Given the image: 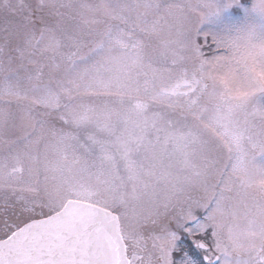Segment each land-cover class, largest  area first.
Segmentation results:
<instances>
[{"label":"snow or ice","instance_id":"obj_1","mask_svg":"<svg viewBox=\"0 0 264 264\" xmlns=\"http://www.w3.org/2000/svg\"><path fill=\"white\" fill-rule=\"evenodd\" d=\"M0 6L22 33L0 37V113L15 101L27 129L0 140V264H264V0L101 4L116 23L54 86L34 59L58 47L44 0ZM165 28L157 68L144 37ZM132 93L160 109L108 102Z\"/></svg>","mask_w":264,"mask_h":264},{"label":"rangeland","instance_id":"obj_2","mask_svg":"<svg viewBox=\"0 0 264 264\" xmlns=\"http://www.w3.org/2000/svg\"><path fill=\"white\" fill-rule=\"evenodd\" d=\"M38 0H22L24 4L35 5ZM117 0H44L43 13L45 16L50 17L53 20L52 35L55 40L58 41V47L53 50H44V44L41 45L42 54H38L34 59L43 61L46 63V67L43 69L44 80H51L53 86L55 80L64 76L65 59L68 55L75 53L76 58L85 57V60L80 61L81 66L91 63L93 57L90 54V49L93 47L94 42L99 38V33L102 32L108 24L116 23L107 15L102 14L98 6L101 4L116 3ZM145 0H119V3L128 5L129 14L134 18L137 13L144 12L143 7H136V5H142ZM15 4V0H12ZM8 10L6 6H0V10ZM5 14V13H4ZM10 14V11H9ZM11 15V14H10ZM12 17V16H11ZM14 19V18H13ZM7 18L2 17L0 19V37L3 36V29L7 27L9 32L14 36V43L22 38V33L17 32L16 25L14 23L7 22ZM214 21L209 22L206 27H213ZM170 34L167 28L158 34H149L144 37L146 47L144 49V60L146 64H151L154 67H162L164 65V41L170 39ZM2 42V41H0ZM55 58L53 61L52 58ZM19 64V61H15L11 64L5 59L3 64L4 73L7 74L10 70H15ZM58 64L57 68L55 65ZM3 83H0V88H3ZM119 95H114L109 99V103L118 111L123 112L122 106L116 102H111L114 98H119ZM130 97L141 100H150L147 95L137 96L135 93L131 95H125L123 98ZM121 98V97H120ZM63 97H61V103H65ZM79 97H77L73 103H80ZM152 102V101H151ZM13 105L5 113H0V140L13 141L23 135L27 130L25 128V121L23 119L22 111ZM23 104H28V101H23ZM7 108V106L5 105ZM123 110V111H122ZM37 112L47 111V109H37ZM55 112L52 113L54 117ZM3 117H6L7 123L3 126H9L3 130L1 121ZM45 119H50L44 117ZM51 135L49 132H45L44 139L38 145H34L31 149L32 155L39 157L43 160L47 154L51 157V151L47 148L48 143L51 141ZM25 169L32 165L33 161L25 159ZM11 163V161L9 162ZM165 194V189L161 187L160 195Z\"/></svg>","mask_w":264,"mask_h":264},{"label":"trees","instance_id":"obj_3","mask_svg":"<svg viewBox=\"0 0 264 264\" xmlns=\"http://www.w3.org/2000/svg\"><path fill=\"white\" fill-rule=\"evenodd\" d=\"M7 7V6H6ZM5 13V14H4ZM11 14V13H10ZM9 14V11H6L5 10V12H4V10L2 9V10H0V19L2 18V17H5L6 16V18H7V22H9V24L10 23H13L12 21H13V17H11L12 15H10ZM134 100H136L135 98H130V97H126V98H114V99H112L111 100V102H116V103H118V105H120V106H122L123 107V109H124V111H126L129 107H130V105H131V103L134 101ZM143 101H145V102H147V103H149V104H151V108L149 109V114L152 112V111H156V110H159L160 109V105L159 104H153L151 101H149V100H143ZM123 111V110H122ZM123 111V112H124ZM5 119H6V117H3V119H2V121H1V124H2V127H4L3 128V130L5 131V128L7 127V126H3V124L5 125L6 123H7V121L8 120H6V122H5ZM8 124V123H7ZM9 127V126H8ZM8 127H7V129H8Z\"/></svg>","mask_w":264,"mask_h":264}]
</instances>
